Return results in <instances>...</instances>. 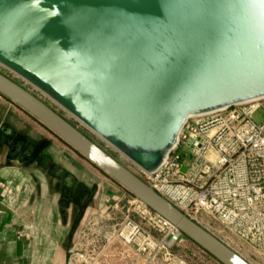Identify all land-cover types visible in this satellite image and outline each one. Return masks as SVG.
<instances>
[{
    "label": "water",
    "instance_id": "1",
    "mask_svg": "<svg viewBox=\"0 0 264 264\" xmlns=\"http://www.w3.org/2000/svg\"><path fill=\"white\" fill-rule=\"evenodd\" d=\"M0 66L153 174L190 119L264 100V0H0ZM0 96L219 264H251L1 71Z\"/></svg>",
    "mask_w": 264,
    "mask_h": 264
},
{
    "label": "built area",
    "instance_id": "2",
    "mask_svg": "<svg viewBox=\"0 0 264 264\" xmlns=\"http://www.w3.org/2000/svg\"><path fill=\"white\" fill-rule=\"evenodd\" d=\"M131 165L190 219L201 225L204 214L211 216L264 258V100L190 119L178 147L153 174ZM106 227L101 239L97 230ZM116 244L142 264H192L188 257L219 264L126 191L101 200L69 249L68 264H106L117 257L111 255Z\"/></svg>",
    "mask_w": 264,
    "mask_h": 264
},
{
    "label": "crops",
    "instance_id": "3",
    "mask_svg": "<svg viewBox=\"0 0 264 264\" xmlns=\"http://www.w3.org/2000/svg\"><path fill=\"white\" fill-rule=\"evenodd\" d=\"M94 168L0 96V264H68L69 249L101 200L124 191ZM114 261L132 263L116 257L106 264Z\"/></svg>",
    "mask_w": 264,
    "mask_h": 264
},
{
    "label": "rangeland",
    "instance_id": "4",
    "mask_svg": "<svg viewBox=\"0 0 264 264\" xmlns=\"http://www.w3.org/2000/svg\"><path fill=\"white\" fill-rule=\"evenodd\" d=\"M0 71L33 93H35L37 96L42 98L45 102H47L51 107H53L56 111H58L60 114H62L65 118H67L70 122H72L75 126H77L80 130H82L87 136H89L92 140H94L97 144H99L102 148H104L106 151H108L111 155H113L116 159H118L121 163L126 165L128 168H130L132 171H136V168L131 165V163L124 158L122 155L117 153L112 147H110L108 144L104 143L100 138H98L96 135H94L91 131L86 129L84 126H82L80 123H78L75 119H73L70 115L65 113L60 107L55 105L52 101L47 99L45 96H43L41 93L36 91L33 87L26 84L24 81L19 79L14 74L10 73L9 71L5 70L0 66ZM263 119V114L259 113L256 116V120L260 121ZM95 169V168H94ZM96 170V169H95ZM201 225L210 233H212L214 236H216L218 239H220L222 242H224L226 245H228L230 248H232L234 251H236L239 255H241L243 258H245L248 262L251 264H264V258L254 251L252 248H250L245 242L234 236L232 233H230L227 229H225L221 224H219L215 219H213L211 216L203 215L201 217ZM82 229V228H81ZM109 229L104 228V230H97V234L101 239L105 237L109 232ZM95 238V236H94ZM97 238V239H100ZM100 239V240H101ZM197 251V249H195ZM112 256H117V258H125L126 261L130 260L129 262H132L133 264L134 260H137L138 258L134 256L133 254L129 253V251H126V249H113ZM128 255V256H127ZM184 255H187V253H184ZM201 255V254H200ZM203 256V255H201ZM188 261L192 264H196L194 258L188 257ZM135 263V261H134ZM142 263V261H141ZM113 264H119L118 261H114Z\"/></svg>",
    "mask_w": 264,
    "mask_h": 264
}]
</instances>
